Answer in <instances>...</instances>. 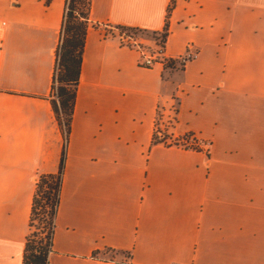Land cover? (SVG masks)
Instances as JSON below:
<instances>
[{
  "label": "crops",
  "instance_id": "1",
  "mask_svg": "<svg viewBox=\"0 0 264 264\" xmlns=\"http://www.w3.org/2000/svg\"><path fill=\"white\" fill-rule=\"evenodd\" d=\"M65 5L0 0V264H22L35 184L58 172L47 264H264V0H91L63 132ZM166 23V59L197 53L182 68L120 39ZM158 117L208 153L154 142Z\"/></svg>",
  "mask_w": 264,
  "mask_h": 264
},
{
  "label": "trees",
  "instance_id": "2",
  "mask_svg": "<svg viewBox=\"0 0 264 264\" xmlns=\"http://www.w3.org/2000/svg\"><path fill=\"white\" fill-rule=\"evenodd\" d=\"M90 3L91 0H66L60 40L55 50L53 83H57V100L52 101V106L58 124L66 130L71 120L75 89L79 80ZM170 10L171 7H168L166 17ZM121 30L128 32L126 35L130 37L143 32L137 29ZM151 34L156 41V47L163 48L167 38V23L161 32ZM59 190L60 172L38 178L32 200L29 229L31 230L34 224L37 227H34L32 232L29 230L26 237L22 264H47Z\"/></svg>",
  "mask_w": 264,
  "mask_h": 264
},
{
  "label": "built area",
  "instance_id": "3",
  "mask_svg": "<svg viewBox=\"0 0 264 264\" xmlns=\"http://www.w3.org/2000/svg\"><path fill=\"white\" fill-rule=\"evenodd\" d=\"M120 39L122 40V42L128 43V45L137 47L140 59L143 60L144 65L147 67L154 64H160L162 66H166L168 63H171V61H174L177 63V65L180 68H182L186 64L197 58L196 52L185 51L183 54L179 55L175 59L169 60L164 57L162 47H155L151 50H148L141 47L135 37L124 35L120 37ZM51 98L54 99L55 101L57 100L56 83H53L52 85ZM155 135L156 138L154 139V142H158L166 146L178 147L185 150H196V151L197 149L208 150L211 145L208 141H201L197 139V137L193 134L189 136L188 134H184L182 136L171 139L170 137L165 136L163 131H161L160 127L156 129Z\"/></svg>",
  "mask_w": 264,
  "mask_h": 264
},
{
  "label": "rangeland",
  "instance_id": "4",
  "mask_svg": "<svg viewBox=\"0 0 264 264\" xmlns=\"http://www.w3.org/2000/svg\"><path fill=\"white\" fill-rule=\"evenodd\" d=\"M118 31L119 32H125V33H128V32H126V31H123V30H119L118 29ZM129 34V33H128ZM137 37H145V38H152V34L151 33H146V32H141V33H136V35H135V38H137ZM54 83H56V82H54ZM57 84V83H56ZM172 120H169L168 119V121L165 123L164 122V120H163V118H161L160 119V117H158L157 119H156V123L161 127V129L163 128V133L165 134V136L166 137H169V136H167V135H169V124L168 123H170ZM62 131L64 132L65 131V128L64 127H62ZM168 131V132H167ZM189 135H192L191 133H189L188 134V136ZM198 139V138H197ZM200 140V139H199ZM203 141H207V140H203ZM209 143H210V141H208ZM211 144V143H210ZM211 146V145H210ZM210 148V147H209ZM197 151H201V152H203L204 154H207L208 153V151H209V149L208 150H201V149H197ZM34 227L36 228L37 227V225L36 224H34ZM34 227H32V229L30 230L31 232L32 231H34ZM40 237L42 238L43 237V235H40Z\"/></svg>",
  "mask_w": 264,
  "mask_h": 264
}]
</instances>
